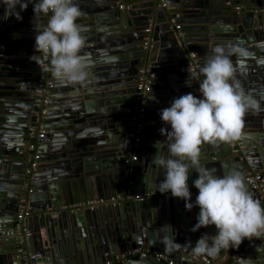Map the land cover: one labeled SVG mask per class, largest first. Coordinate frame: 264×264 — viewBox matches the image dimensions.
Masks as SVG:
<instances>
[{
	"label": "water",
	"instance_id": "95a60500",
	"mask_svg": "<svg viewBox=\"0 0 264 264\" xmlns=\"http://www.w3.org/2000/svg\"><path fill=\"white\" fill-rule=\"evenodd\" d=\"M119 1L75 0L83 13L77 23L86 40L81 55L90 65L89 76L78 84L51 76L39 107L40 68L30 57L34 27L39 30L47 19L34 16L37 0L22 12L17 6L20 21L4 19L0 5V264H104L137 247L157 249L172 264L212 262L213 257L192 252L202 234H216L214 225L191 231L198 207L187 211L182 199L138 197L158 192L164 177L152 162L157 149L169 155L170 141L160 130L170 126L160 111L181 95H200V81L189 77L191 54L201 67L217 44L243 49L230 57L236 79L264 109V0H122L124 11ZM140 68H147L149 91L139 122L142 157L135 162L128 134ZM31 128L44 132L37 152L51 154L41 156L48 163L33 171L28 215L20 221ZM15 156L24 159L15 162ZM201 164L218 175L254 169L264 177V111L245 116L237 141L202 144ZM197 175L189 169L193 204ZM248 188L264 205V184ZM88 201L98 205L90 208ZM30 219L36 221L32 231ZM225 251L223 264H264V237L244 239ZM128 260L125 264H166L151 256Z\"/></svg>",
	"mask_w": 264,
	"mask_h": 264
},
{
	"label": "clouds",
	"instance_id": "9594fccd",
	"mask_svg": "<svg viewBox=\"0 0 264 264\" xmlns=\"http://www.w3.org/2000/svg\"><path fill=\"white\" fill-rule=\"evenodd\" d=\"M30 3L31 0H0L4 19L22 20L20 12ZM33 13L37 18H46L47 23L39 30L34 27L35 54L30 60L56 80L84 83L90 65L81 55L86 40L77 23L83 15L78 4L75 0H37ZM243 51L215 45L204 64L189 73V77L200 81V95L191 92L181 95L160 111L161 121L170 126V130L164 127L160 131L166 133L170 143L168 156L161 155L157 149L152 159L164 170L157 191L182 199L187 211L194 206L199 208L197 223L191 231L212 225L216 229L214 236L202 234L192 245L196 256L215 257L221 250L238 248L244 239L264 237V205L249 191L244 175L237 170L218 175L216 169L201 164L202 144L237 141L242 135L245 116L264 111L260 102L248 95L236 79L230 57L242 55ZM188 80L186 84L191 87ZM190 168L198 174L193 181V187L198 190L194 204L187 183Z\"/></svg>",
	"mask_w": 264,
	"mask_h": 264
},
{
	"label": "built area",
	"instance_id": "2783aa9c",
	"mask_svg": "<svg viewBox=\"0 0 264 264\" xmlns=\"http://www.w3.org/2000/svg\"><path fill=\"white\" fill-rule=\"evenodd\" d=\"M162 0H160L161 2ZM162 6H165V4H161ZM120 9H123L122 5H119ZM237 10L241 9L240 7H236ZM264 12V9H263ZM176 29H180V26L177 25ZM150 27L146 29V31H149ZM149 40L145 39L144 41V46L147 47L149 46ZM183 46L185 43L182 44ZM192 61L190 63V71L193 73L197 71L200 66L196 62V58L194 54H191ZM50 78L51 74L50 72H45L43 69L40 70V81L39 84L36 88V96H40V99H37L35 101L36 107H39L40 104L43 102L42 95L45 93V91L50 87ZM138 94L136 97V105L134 107V110L136 112V115L132 117L131 121V133L128 134L129 137V145H128V153L130 154V159L136 160L137 159V150H138V144L140 143V138H139V122L142 120L144 117V104H145V97L144 94L149 91V82L147 79V68H140L138 70ZM198 94L199 92V87L197 89ZM37 114V113H36ZM29 142L27 145V150H28V158H27V169H26V176L28 177V180L26 181L24 185V190L26 191V195L23 196L20 200V205H19V212L17 214L18 219L21 221L24 217L28 215L27 212V200L28 196L31 193V187H30V181L32 180V174L34 169L37 167V163L40 159V154L37 152V147L41 143V141L44 138V132L42 131L41 128L35 129L31 128L29 129ZM247 184L251 186L253 189H263V184H264V177L263 174L260 171L257 170H252L246 176ZM161 195L166 198H173L171 196V193H166V194H161L160 192H150L145 194L144 196H139V199H144V198H149L153 196ZM177 199V198H173ZM110 203H115L119 201V198H111ZM100 203H103V201H99ZM87 205L90 208H94L96 205H98V202L95 201H88ZM155 257L157 259H162L165 260L168 264H172L173 261L166 258L164 254L159 252L157 249H152V250H144L141 248H129L123 252H120L112 261H106L104 264H125V262L130 259V258H135V259H142L146 257ZM209 261H205V264H208Z\"/></svg>",
	"mask_w": 264,
	"mask_h": 264
},
{
	"label": "crops",
	"instance_id": "0c3cea01",
	"mask_svg": "<svg viewBox=\"0 0 264 264\" xmlns=\"http://www.w3.org/2000/svg\"><path fill=\"white\" fill-rule=\"evenodd\" d=\"M118 5H122V6H123V9H120V8H119L120 11H124V10H125V6H124L122 0L119 1ZM241 9H242V8H241ZM40 18L45 19L44 17H40ZM12 142H13V141H12ZM12 144H13V146H16L17 141H16V142L14 141ZM46 147H47V146H46ZM48 147H49V146H48ZM20 152H21V151H20ZM22 152H23V151H22ZM47 154L50 155L51 152L48 151V153H46V154L40 153V159H39L40 162L38 161L37 166H39L40 164L45 165V164L48 163V162H44V161L42 162V158H41V156H44V157H45ZM136 154H137V159L134 160L135 162H136V161H139V158L142 157V149L139 148V149L137 150ZM23 159H24L23 156H15V157L13 158V160H14L15 162L21 161V160H23ZM1 160H2V159H1ZM252 170H254V169L247 170V171L244 173V176H246V174H248V173L251 172ZM42 180H44V179H42ZM191 190H192V189H190V191H191ZM35 223H36L35 220H32V219L29 220L28 226H29V228H30L31 231L34 230V228H35ZM20 226L22 227V222L20 223L19 227H20ZM54 228H55V227H54ZM44 230H46L44 227L40 228V233H41V234L44 233ZM56 230L58 231V227H57V226H56ZM45 236H46V235H45ZM256 239H257V238H256ZM250 240L253 241V238L250 239ZM225 253H226L225 250H221V252L219 253V255L213 257L212 262L209 261L208 264H223L222 261H223V258L225 257ZM131 259H135V258H131ZM169 259H170V260H173V259H171V258H169ZM127 261H129V260H127ZM127 261H126V262H127ZM126 262H125V263H126ZM165 263L168 264L166 261H165Z\"/></svg>",
	"mask_w": 264,
	"mask_h": 264
},
{
	"label": "flooded vegetation",
	"instance_id": "af4514ba",
	"mask_svg": "<svg viewBox=\"0 0 264 264\" xmlns=\"http://www.w3.org/2000/svg\"><path fill=\"white\" fill-rule=\"evenodd\" d=\"M98 128H99V127H98ZM102 136H103V135H102ZM104 136H106V135H104ZM140 160H141V157L139 158V161H140ZM139 161H138V162H139Z\"/></svg>",
	"mask_w": 264,
	"mask_h": 264
}]
</instances>
